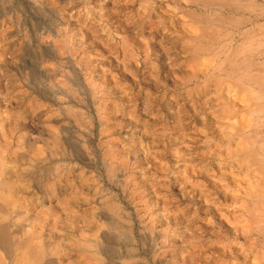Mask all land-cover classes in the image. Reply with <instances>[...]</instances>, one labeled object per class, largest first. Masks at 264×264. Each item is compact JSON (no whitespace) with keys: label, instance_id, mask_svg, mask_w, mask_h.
<instances>
[{"label":"rangeland","instance_id":"1","mask_svg":"<svg viewBox=\"0 0 264 264\" xmlns=\"http://www.w3.org/2000/svg\"><path fill=\"white\" fill-rule=\"evenodd\" d=\"M262 168L264 0H0V264H264Z\"/></svg>","mask_w":264,"mask_h":264},{"label":"bare ground","instance_id":"2","mask_svg":"<svg viewBox=\"0 0 264 264\" xmlns=\"http://www.w3.org/2000/svg\"><path fill=\"white\" fill-rule=\"evenodd\" d=\"M245 98H247V100L249 101V103H251L253 101V96L249 93L245 94ZM257 112V111H255ZM232 120V119H230ZM244 152H248V151H244ZM259 172V171H258ZM257 174V173H256ZM259 175L261 177H263L262 179H264V168H262V170L260 171ZM261 179V180H262ZM253 182V181H252ZM8 184L5 183V186H7ZM254 185V183H253ZM252 186V185H251ZM258 186V185H257ZM253 187V186H252ZM260 189H258L259 191ZM260 192V191H259ZM254 193V192H252ZM254 195V194H253ZM22 249V248H21ZM39 255L40 252L37 249H34L30 244H27L24 247V251L22 252H18V256H17V260H16V264H38L39 263Z\"/></svg>","mask_w":264,"mask_h":264}]
</instances>
